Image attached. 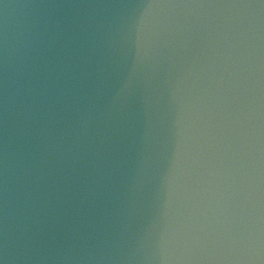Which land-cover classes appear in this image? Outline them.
Segmentation results:
<instances>
[{
  "label": "water",
  "instance_id": "water-1",
  "mask_svg": "<svg viewBox=\"0 0 264 264\" xmlns=\"http://www.w3.org/2000/svg\"><path fill=\"white\" fill-rule=\"evenodd\" d=\"M0 264H264V0H0Z\"/></svg>",
  "mask_w": 264,
  "mask_h": 264
}]
</instances>
